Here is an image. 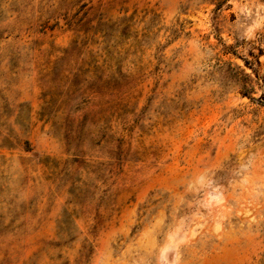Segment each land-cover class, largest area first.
<instances>
[{"label": "rangeland", "instance_id": "rangeland-1", "mask_svg": "<svg viewBox=\"0 0 264 264\" xmlns=\"http://www.w3.org/2000/svg\"><path fill=\"white\" fill-rule=\"evenodd\" d=\"M0 264H264V0H0Z\"/></svg>", "mask_w": 264, "mask_h": 264}]
</instances>
